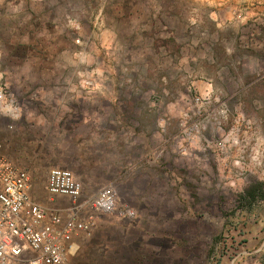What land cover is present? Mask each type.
Segmentation results:
<instances>
[{
    "label": "rangeland",
    "instance_id": "1",
    "mask_svg": "<svg viewBox=\"0 0 264 264\" xmlns=\"http://www.w3.org/2000/svg\"><path fill=\"white\" fill-rule=\"evenodd\" d=\"M0 4V93L6 97L1 115L17 110L7 90V78L18 77L6 74L14 68L75 70L80 98L103 100L114 85L113 95L119 85H131L132 99L140 96L120 109L156 114L154 142L160 144L144 165L138 199L136 188L121 193L113 187L117 212L106 215L140 212L141 226L155 229L160 238L169 233L177 246L175 264H264V125L248 107L210 103L209 95L198 90L223 68L222 60L216 63L212 57L223 58L232 47L233 28L242 18L231 10L234 0ZM12 41L32 48L12 49ZM158 44L160 50L150 51ZM30 77L40 82V76ZM67 77L71 83L72 75ZM152 101L156 105L150 109ZM151 147L148 143L145 152ZM164 164L171 167L169 178Z\"/></svg>",
    "mask_w": 264,
    "mask_h": 264
},
{
    "label": "crops",
    "instance_id": "2",
    "mask_svg": "<svg viewBox=\"0 0 264 264\" xmlns=\"http://www.w3.org/2000/svg\"><path fill=\"white\" fill-rule=\"evenodd\" d=\"M231 10L242 17L233 28L232 47L225 50L223 58L219 54L212 57L216 63L222 60L223 68L209 76L211 84H203L198 90L216 103L229 101L248 107L264 125V0H234ZM12 42V49L32 48ZM159 46L150 51L156 53ZM10 55L16 56L13 52ZM74 71L48 66L14 68L6 73L18 74L7 78V90L13 94L10 103L17 110L0 114V149L13 165L31 175V194L42 204H48L46 185L52 170L70 171L86 192L84 197L94 199L101 189L115 187L121 193L123 188H136L138 199L136 190L143 186L144 165L160 144L154 142L159 135L156 114L142 116L120 109L133 100L131 85L124 89L119 85L120 92L113 95L117 90L114 85L103 100L80 98ZM32 74L40 76V82H33ZM68 75H72L71 83H67ZM155 105L152 101L148 107ZM170 139L168 134L165 142ZM148 143L152 147L145 152ZM164 165L162 170L169 178L171 167ZM95 219L96 226L89 235L73 237L66 264L176 263L177 246L169 233L160 238L155 229L141 226L140 212L135 218L102 214Z\"/></svg>",
    "mask_w": 264,
    "mask_h": 264
},
{
    "label": "built area",
    "instance_id": "3",
    "mask_svg": "<svg viewBox=\"0 0 264 264\" xmlns=\"http://www.w3.org/2000/svg\"><path fill=\"white\" fill-rule=\"evenodd\" d=\"M5 99L0 93V104ZM206 99L211 103L210 96ZM194 101L202 103L200 98ZM32 186L31 175L13 165L0 149V264H66L73 237L87 236L96 226L92 212H117L118 195L113 187L87 199L70 171L49 173L48 204L33 198ZM118 214L135 218L129 210Z\"/></svg>",
    "mask_w": 264,
    "mask_h": 264
},
{
    "label": "trees",
    "instance_id": "4",
    "mask_svg": "<svg viewBox=\"0 0 264 264\" xmlns=\"http://www.w3.org/2000/svg\"><path fill=\"white\" fill-rule=\"evenodd\" d=\"M168 172H170L171 173V171L169 170ZM248 191H250V190H248Z\"/></svg>",
    "mask_w": 264,
    "mask_h": 264
}]
</instances>
